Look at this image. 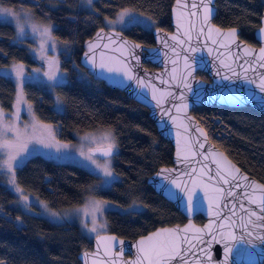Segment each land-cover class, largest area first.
Segmentation results:
<instances>
[{
  "label": "trees",
  "instance_id": "trees-1",
  "mask_svg": "<svg viewBox=\"0 0 264 264\" xmlns=\"http://www.w3.org/2000/svg\"><path fill=\"white\" fill-rule=\"evenodd\" d=\"M174 1L97 0L94 12H88L77 8V0H61L55 9L47 7L46 0H0L2 6L30 9L38 19L52 22L53 36L70 48L69 57H62L60 63L65 83L52 90L37 84L24 85L40 121L57 127L58 142L73 141L76 133L112 130L119 148L113 170L119 179L110 188L95 191V195L130 210L104 213L107 232L121 239L134 240L157 228L186 222L172 204L147 185L158 168L172 166L173 149L157 135L146 108L95 78L79 65V59L85 42L103 29L102 22L124 9L142 12L155 21V28L171 32L170 9ZM215 7L214 25L223 29L236 27L240 40L258 45L254 33L260 25L264 0H215ZM121 33L144 47L154 45L152 30L131 25ZM14 37V27L0 23V68L14 64L37 66L40 60L32 58L24 47L12 44ZM144 66L154 69L149 63ZM196 76L208 81L206 74L197 71ZM14 93L12 81L0 76V104L4 110H12ZM54 94L62 100L61 112L53 110ZM190 114L213 145L246 175L264 184V115L247 107L213 106L195 108ZM15 179L24 191L54 210L80 206L98 180L75 164L54 163L39 155L28 158L16 170ZM2 186L0 183V264H80L79 254L92 250V240L83 236L78 226L52 224L21 212L12 207L14 197ZM133 203L136 210H132ZM16 218L22 221L21 226L15 224ZM193 221L202 224L204 219L196 216Z\"/></svg>",
  "mask_w": 264,
  "mask_h": 264
},
{
  "label": "water",
  "instance_id": "water-1",
  "mask_svg": "<svg viewBox=\"0 0 264 264\" xmlns=\"http://www.w3.org/2000/svg\"><path fill=\"white\" fill-rule=\"evenodd\" d=\"M200 3L201 0H180L178 5L175 0L170 9L172 31L153 29L154 45L151 47L139 44L140 48L129 47L124 50L120 47L121 41H126L129 46L138 43L121 32H106L104 29L98 30L84 44L85 51L80 55L79 65L95 78L121 90L130 100L146 108L157 135L171 144L173 149L172 166L158 168L148 178L147 185L160 198L162 197L172 204L186 222L182 225L157 228L152 233L141 235L134 240L121 239L108 232L99 234L92 239V250L79 254L80 264H132L139 255L138 242L161 229L173 231L174 235L176 229H188L187 232L179 233L180 241L178 242L180 249L194 254L187 256L188 264H196L197 261L209 264V257L204 255V252L208 251L204 241H211V234L217 230L219 223L228 224L227 221H218V215L231 216L233 211L236 215L232 218L236 223L232 224L228 230L235 232L237 241L234 242L232 252L228 257V264H262L264 262V241L254 240L252 244H248L242 238L245 226L249 230L253 227L248 223L249 216L245 209L253 210L258 215L264 214L260 207L261 201L264 200V191L259 187L253 191L250 188H235L224 184L216 175L218 170L213 160L220 161L225 169H231L232 175H236L238 178L247 176L249 182L257 186L262 184L246 175L224 155L223 151L213 145L208 135L205 140L199 129H202L204 134H207L206 131L190 114L195 108L213 106L247 107L264 115V93L257 88L260 76L264 75V67L260 66L264 60L257 59L260 49L264 47V34L259 32V29L264 27V22H262L264 8L259 28L254 33L258 45L252 46L240 40L238 36L235 43H230L215 34L209 37V27L216 26L213 24L216 15L215 0L210 5V8L215 9V13L210 18L209 25L204 26V34L200 35L203 25V9L192 7V4L200 5ZM185 4L186 8L180 6ZM191 12H198V15L191 16L189 15ZM228 29L221 28L222 32H227ZM98 33L102 34L101 38H97ZM189 35H191L190 41L188 40ZM173 36H176L177 39H171ZM109 37H114L117 42L113 44L108 39ZM180 40H184L185 43H179ZM212 40H217L219 43L213 44ZM90 42H94L96 45L94 52L90 53L97 65L95 68L91 63L85 62V52H88ZM192 48H195L196 51L193 52ZM245 49L250 50L252 55H246ZM133 55H135V59ZM186 57L188 64L192 66V74L187 81H184L183 77L187 75ZM101 63L105 64L106 68L111 67L119 71L108 72L106 68L102 70L98 67ZM145 63H149L154 69L146 68ZM197 71L206 74L208 81L199 79L196 76ZM125 73L134 78L128 80ZM225 76L228 79H224ZM136 78L142 80L143 85L139 84ZM185 82L191 85V90L184 87ZM197 140L205 144L204 149L198 147ZM106 149L92 150V154L106 158L102 154ZM193 150L197 153L195 157L191 155ZM200 153L207 154L209 159L203 160ZM185 156L188 157V160L181 163L180 159ZM236 168L239 169L238 173L235 171ZM161 169H175L173 176L177 178V182L181 183L182 187L186 186L189 190L195 188L198 191L200 202L192 212L186 210L187 195L185 192L175 189L174 186L165 182L162 176H157ZM191 169H195L191 178L183 175ZM228 179L233 185L236 182L242 185L246 183L242 179L231 181L230 176ZM165 187L177 192L178 198H169L163 192ZM217 189L222 191H217ZM229 191L236 194L246 192L255 199L256 203L250 204L243 195L229 196L227 195ZM241 203H243L244 209H241ZM233 204H235L234 209ZM225 205L227 206L225 207ZM196 216H201L204 222L196 224L193 221ZM251 219L258 224L261 223L257 217H251ZM107 237H115V241L106 240ZM210 255V264H219L224 259L223 245L212 242ZM170 264H185V261L182 256H177Z\"/></svg>",
  "mask_w": 264,
  "mask_h": 264
},
{
  "label": "rangeland",
  "instance_id": "rangeland-1",
  "mask_svg": "<svg viewBox=\"0 0 264 264\" xmlns=\"http://www.w3.org/2000/svg\"><path fill=\"white\" fill-rule=\"evenodd\" d=\"M97 0H92V3H87V0H77V8L81 10H86L88 12H94L93 3ZM61 3V0H46V5L50 9L57 8ZM0 7H8V6H2ZM12 8V7H9ZM15 10L16 16L18 17L19 24L24 28V34L20 35L18 34L17 30V19H8L6 20L5 17L0 16V23H8L12 25L15 29V37L12 40V44L15 46H21L24 47L32 58L36 60H40L37 66L28 67L22 64H14L7 68H0V69H10L11 67L15 65H22L23 71L26 75V78L23 84V90H22V100L19 104H17L18 99V86L15 81V72L11 73L12 75V83L14 85V97L12 102H10V106L12 107V110H4L0 104V110H2L3 116L0 117V129H8V131H0V165H4L5 161L8 160L9 151L11 150L13 154L16 151H19L21 154H24L26 149H30L31 153L27 156V159L34 155H39L49 161H52L54 163H63V164H75L76 166L84 169L86 172H89L96 176L98 180L96 181V185L91 187L89 189V192L86 193V196L83 199V202L80 206L72 207V208H64L61 210H54L51 209L49 206L46 208L44 205H48L46 202L39 199L37 196H34L31 193H28L24 191L16 182L15 179V173L17 169H13V173H10L7 170V167H0V183L3 185L2 187H5L8 191L12 193V197H14V201L12 203V207H15L19 209L21 212L34 216V217H40L47 221H49L52 224H75V226H78L80 232L83 234V236L89 238V240H92L99 234H103L107 232V224L105 221V212L103 215L99 216L96 220L97 224V232L96 233H90L87 231V229H90L92 227V217L91 216H85V212L89 211L88 204L90 201H97L100 203H104L107 205H111L112 209L119 212H127L130 211L128 208H124L118 204L112 203L107 200H103L95 195V191L100 189H108L111 187V185L114 182H106L102 184V181H107L108 178L103 176V172L100 169H97L95 165H92L90 161H86L84 157L81 155V153L85 154H92V150L98 149V148H108L109 144L114 145V155L111 157H100L98 155L92 154L95 159L97 160V163L101 165V168L103 167L105 161L110 162V170L113 172L115 176L117 174L113 170V165L115 160L117 159V155L119 152L117 141L114 137V134L112 130L110 129H97L94 131L89 132H83V133H76L73 134V141L67 142V143H60L58 142V130L55 125L45 123L43 121H40V119L37 117L34 109V104L29 102L24 91V85L25 84H37L40 86L47 87L48 89L52 90L54 86L60 85L65 83L66 81V74L61 69V59L62 57L68 58L70 55V48H68V45L62 41L57 40L53 36V29L55 28V25L52 22L44 21L38 19L34 13L30 9H16ZM129 10L130 9H124ZM123 11V10H122ZM121 12V11H120ZM119 12V13H120ZM138 16L142 17H148L144 14L132 11ZM118 14L111 19H105L103 23V29L107 31H116V32H123L131 25H138L142 27L145 30H152L155 28V23L153 25L147 24V21L144 23H134L129 24L127 26L120 24V23H112L109 24V21H115L117 19ZM35 25L37 29L40 31L33 32L32 26ZM44 28H49V35L48 37H42L41 32ZM44 40H48V43L45 44V51L42 54L40 51V45ZM56 46V50H51V45ZM56 61L57 63L52 65V71L57 72V74L63 73L64 78L63 81L60 83H56L54 81H49L47 76L44 75V73L49 71V61ZM39 69V72H36L34 70ZM81 74V73H80ZM2 76V75H0ZM10 80V79H9ZM52 85L51 87L49 85ZM59 98V105L57 103V99ZM17 107H19V119L16 118V111ZM29 107L31 108V112H29ZM53 110L57 112H61L63 109V103L59 96L53 95ZM50 125L55 131L53 133V136H42L39 131H36L33 133L32 125ZM85 136H90L91 139H82ZM40 141H43L41 143ZM44 144H49L51 147H44ZM10 147H5V146ZM60 145H68L67 148H61ZM26 159V160H27ZM26 162V161H25ZM24 162V163H25ZM21 167V166H20ZM19 167V168H20ZM118 177V176H117ZM14 179V185L12 183ZM118 181V180H117ZM19 188L23 191L25 196L30 197L29 206L27 208L24 207V197L19 196L15 189ZM109 211V210H108ZM1 212V211H0ZM51 213H55L56 216L53 217ZM15 224L18 226L22 225V221L20 219H13ZM85 221H87V229L85 228Z\"/></svg>",
  "mask_w": 264,
  "mask_h": 264
},
{
  "label": "snow or ice",
  "instance_id": "snow-or-ice-1",
  "mask_svg": "<svg viewBox=\"0 0 264 264\" xmlns=\"http://www.w3.org/2000/svg\"><path fill=\"white\" fill-rule=\"evenodd\" d=\"M87 3L91 4L92 0H87ZM212 3H213V0H201L200 5L192 4L193 8L200 7L203 9V25H202L201 30H200V35L204 34V26L209 25L210 18L215 13V9L210 8V5ZM177 4L178 5L180 4V0H177ZM180 6L185 7V8L187 7L186 4L180 5ZM189 15L197 16L198 12H191V13H189ZM0 16L5 17L6 20L13 19V18L17 19L18 34H20V35L24 34V28L22 26H20L18 17L16 16L14 9L9 8V7H0ZM145 21H147V24H149V25H153L155 23V21H153L150 17L138 16V14H136L134 12H131L129 10H123L120 13H118L117 19L115 21H109L108 23L109 24L120 23V24L127 26L129 24H134V23H144ZM262 22H264V20H262ZM32 31L37 32L40 30L37 29V27L35 25H33ZM49 31H50L49 28H44L43 31L41 32V36L42 37H48ZM259 32L264 34V27H261L259 29ZM213 34H215L216 36L223 37L225 40H228L230 43H235L236 38L238 36V29L236 27H231L228 29L227 32H222L221 28L216 27V26H210L209 30H208V35H209V37H211ZM101 35H102L101 33H98L97 38H101ZM108 39L113 44H115L117 42L114 37H109ZM171 39L176 40L177 37L173 36V37H171ZM188 40L189 41L191 40V35L188 36ZM47 43H48V40H44V42H42L40 45V51L42 54V58H43V53L45 51V44H47ZM165 43H166V41H165ZM179 43L183 44V43H185V41L180 40ZM212 43L217 44V43H219V41L212 40ZM50 47H51V50H53V51L56 50V46L54 44L51 45ZM95 47H96L95 43L90 42L88 44V52H85V62L91 63L92 67H94V68L97 67V65L95 64V61L93 60L90 53L94 52ZM105 47H107V45H105ZM120 47L123 48L124 50H127L129 47L140 48L141 46L139 44L129 46L126 41H121ZM191 50L193 52L196 51L195 48H192ZM245 54L246 55H252V52L248 49H245ZM133 58L134 59L136 58L135 55H133ZM257 59L258 60H264V47H262L260 49V54L257 57ZM56 63L57 62L54 60L49 61V71L44 73V75L47 76L49 81H54L56 83H60L63 81L64 74L63 73L57 74V72H54L51 70L52 65H54ZM260 66L264 67V63H261ZM98 67L100 69L104 70L106 68V65L101 63L98 65ZM185 67L187 69V75H185L183 77V80L187 81L188 77L191 76V74H192V66L190 64H188L187 57L185 58ZM106 70L108 72L119 71L118 69H113L111 67H107ZM34 71L39 72V69H36ZM13 72H15V74H16L15 75V81H16L17 86H18L17 104H19L20 101L22 100V90H23L24 81L26 78H30V76L26 77V75L23 71L22 65H15V66L11 67L10 69H0V75H2V77L5 79L11 80L12 79L11 73H13ZM125 75H127L128 80H132L134 78L132 75H129L128 73H125ZM136 79H137V82L139 84L143 85L142 80H139V78H136ZM224 79H228V77L225 76ZM249 82L252 83L253 81H249ZM49 86L51 87L52 85L50 84ZM184 87L189 88V90H191V85L187 82L184 83ZM257 88L259 89L260 92L264 93V75L260 76L259 82L257 83ZM153 98L155 99V97H153ZM57 103L59 105V98L57 99ZM157 104H159V101H157ZM185 107H186V105H185ZM28 110H29V112H31L30 107ZM177 110L179 111V108H177ZM19 112H20V109H19V107H17V111H16V118L17 119H19ZM2 116H3V113H2V110H0V117H2ZM32 129H33V133H35L36 131H39L42 136H53V133L55 131L50 125L33 124ZM0 131H8V129H0ZM199 131L201 132L202 135H204L205 140H206L207 136H206V134L203 133V130L199 129ZM53 139H54V136H53ZM82 139H91V137L85 136ZM40 142L43 143V141H40ZM196 143L198 144V147L200 149L205 148V144L203 142L197 140ZM5 147H10V146L6 145ZM44 147H51V145L44 144ZM59 147L67 148L68 145H60ZM113 149H114V145L109 144L108 148L103 151V153H102L103 156L104 157L113 156L115 154ZM30 153H31L30 149H26L24 154H21L19 151H16L13 154V152L10 150L9 155H8V160L5 161L4 165H0V167L6 166L7 170L10 173H13V176H14L13 169H18L20 166H22L24 164V162L26 161L27 156ZM81 155L84 157V159L86 161H90L92 165H95L97 169H100L103 172L104 177L108 178L107 181H102V184L109 182V181L110 182H116L119 179L110 170V162L109 161H105L103 167L101 168V165H99L97 163V160L95 159V157L92 154H90V153L85 154L82 152ZM191 155L193 157H195L197 155L196 151L193 150ZM199 155H201L203 160H205V161H207L209 159V156L205 153H200ZM178 159H180V158L178 157ZM186 160H188L187 156H185L183 159H180V162L183 163ZM213 163L216 164V167L218 170L216 175L220 178V180L223 181L224 184H228L230 187L234 186L235 188H241V187H244L245 189L250 188L253 191H255V189L257 187H259L262 191H264V184L257 186L254 183L249 182L247 176H243V177L238 178L236 175H232L231 169H225L223 167V165L221 164V162L218 160L214 159ZM205 167H206V165H205ZM232 167H235V166H232ZM175 171H176L175 169H172V170L161 169V171L159 173H157V176H162L163 180L165 182H167L168 184L174 186L175 189H179L180 191L185 192V194L187 195V201L185 203L186 210L188 212H192L195 209L196 205L199 204V202H200V195L195 188L189 190L186 186L182 187L181 183L177 182V178L173 176V173ZM235 171L238 173L239 169L236 168ZM194 172H195V169H191L190 171L183 173V175H187L191 178L193 176ZM229 176L231 177V181H238V179H242L246 183H244L242 185L241 183L236 182L233 185L230 183V181L228 179ZM209 178L211 179L212 177H209ZM12 183L14 185V183H15L14 179H13ZM217 191H222V190L217 189ZM15 192L19 196L24 197V207L27 208L29 206L28 202L30 201L31 198L28 196H25L23 191L19 188H16ZM163 192L169 198H178V193L172 191L171 189H169L167 187L163 188ZM227 195H229V196L243 195L248 199V202L250 204L256 203L255 199L250 194H248L246 192L236 194L232 191H229L227 193ZM226 206L227 205H225V207ZM44 207L46 208L47 205H44ZM232 207L234 209L235 204H233ZM240 207H241V209H244L243 203H241ZM260 207H261L262 213H264V200L261 201ZM88 208H89V211L85 212V216H91L92 217V227L90 229H87V221H85V228L90 233H96L97 232V224H96L97 218L99 216L103 215V213L105 211L111 210L112 206L104 204V203H100L97 201H90L88 204ZM132 210H136L135 203H133ZM245 211L247 212V214L249 216L248 223L251 224L253 227L251 230H249L247 228V226H245V228L243 229L244 237H242V238H244V242H246L248 244H252L254 240L264 241V214L258 215L255 211L250 210V209H245ZM51 215L53 217L56 216L55 213H51ZM235 215H236V213L234 211L232 212L231 216H227V215L220 216V215H218V221H227L228 224L225 225L224 223H219L217 230L211 234V241H204V243L207 245V248H208V251L204 252V255L209 257V264L211 261L210 249H211L212 242H214L216 244H222L223 245L224 259L222 261H220L219 264H228V257L232 252L234 242L237 241V237L235 235V232L228 230V228L231 227L232 224L236 223V221L232 218ZM251 217H257V219L259 221H261V223H259V224L256 223V221L252 220ZM181 231L187 232L188 229H183V230L176 229L175 235L173 234V231H170L168 229H161L160 231L155 232L152 235L145 237L144 239L140 240L137 244V249H138L139 255H138L137 259L132 262V264H170V262L175 260L177 256H182V258L185 261V264H188L187 256L188 255H194V254L187 252V250L180 249L178 242L180 241L179 233ZM105 239L115 241V237H107ZM185 239H187V237H185ZM196 264H202V262L197 261Z\"/></svg>",
  "mask_w": 264,
  "mask_h": 264
}]
</instances>
